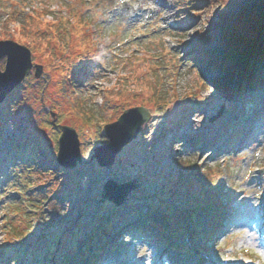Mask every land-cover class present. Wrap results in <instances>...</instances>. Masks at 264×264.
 Here are the masks:
<instances>
[{
  "label": "rangeland",
  "instance_id": "obj_1",
  "mask_svg": "<svg viewBox=\"0 0 264 264\" xmlns=\"http://www.w3.org/2000/svg\"><path fill=\"white\" fill-rule=\"evenodd\" d=\"M70 1L0 0V36L14 34L29 13L39 14L50 39L56 28L48 20L69 21L62 28L67 50L53 45L58 64L20 41L43 70L39 77L34 68L27 73L6 116L0 106V158L8 148L13 151L10 161L0 162V264H89V255L102 251L100 264H160L157 247L170 248L189 264H264V242L252 227L264 203V107H259L264 90L255 91L259 97L243 116L241 100L254 83L246 91L230 88L253 59L249 37L256 33V12L263 13L258 4L264 0H234L231 7L221 0H84L90 36L75 25L80 12ZM9 15L15 17L5 29ZM210 31L216 39L206 55L197 37ZM156 91L169 98L160 108ZM219 92L224 95L216 99ZM135 105H146L153 114L143 124L146 132L125 146L122 163L109 175L91 154L109 140L104 124ZM217 112L221 115L210 121ZM53 119L73 125L80 136L82 160L71 169L61 171L55 162L61 128ZM180 157L205 173L203 189L220 179L236 196L235 212L222 208V232L215 242L205 240L215 216L214 208L199 207L203 189L175 181ZM108 176L141 182L127 199L136 210H122L124 217L113 221L109 234L100 226L114 213L101 195ZM14 203L21 204L17 211ZM10 220L22 234L40 238L8 240ZM150 221L164 228L161 240L147 232L142 238L139 228ZM124 232V240L118 238Z\"/></svg>",
  "mask_w": 264,
  "mask_h": 264
},
{
  "label": "trees",
  "instance_id": "obj_2",
  "mask_svg": "<svg viewBox=\"0 0 264 264\" xmlns=\"http://www.w3.org/2000/svg\"><path fill=\"white\" fill-rule=\"evenodd\" d=\"M233 1L234 0H221V2L224 5H230V7L233 4ZM84 2H85L84 0H81L80 3H82V4L79 5V7H78L77 5L79 4V1L71 0V3L73 4L72 7L75 6V8L77 10H79V12H80V14H78L77 23L75 25L77 26V28L79 26V29H83V32L90 36V34H91L89 32L90 26L85 25V21H87V17L85 15L87 5H85L86 3H84ZM18 3H20V2L15 1V5ZM201 3H203V2H201ZM20 5H21V3H20ZM20 5H17V6H20ZM258 8L263 9V13L256 12L257 13L256 16H258V18H259V21H257V23H256V26H257L256 29L257 30H256V33H253L249 37V41L251 42V46H250V49L248 51H251L253 49V57H252L253 59L251 60V62L256 61L258 58L264 56V32L262 34V31H261L262 25L264 24V1H262L261 3L258 4ZM37 10H38V12H40L39 8L34 9V11H37ZM34 11H32V12H34ZM12 16L15 17V15H12ZM12 16L9 15L8 19L5 20V24H4L5 29L6 28L9 29V25H10L9 21L12 18H14ZM28 16H30V17H28V20L23 25L19 24V25L15 26V30H14L15 33L14 34L12 33V35H8V31H7L6 34L0 36V38L12 37V38L17 39L19 41H23V42H26V43L32 45L34 50L42 49L43 52H45V54L47 56H49V58L51 59V62L57 61L55 63V64H57L59 62L58 60H60V56H57L54 54L53 45H54V43H56L61 49L67 50L66 45L63 44V38H62V28L64 29L65 24L69 23L67 17L65 20L64 19L58 20L59 16H56L57 19L55 18L54 20H48L47 21V24H50V25H52V27L56 28V33L54 34V38L50 39V37H48L47 32L45 30H43L42 26L44 24V21L39 16V14L38 13H34V14L29 13ZM15 20L16 19H13L12 21H15ZM214 38L216 39V36L214 35V33H212V31L205 32L204 34L199 35L197 37V47H198L199 51H201L207 55L206 49H208V46L213 42ZM227 41L229 42V44L232 45L235 40H234V38H231L230 36H228ZM189 56L192 57V56H194V54L189 55ZM197 63H200V62H197ZM199 84H200V86L204 87V84L202 82L199 81ZM262 84H263L262 80L257 81L255 83V87H259ZM15 92H16V90L14 92H12L8 96V98L5 100V102L1 105L2 110H4V113H3L4 116H6V114H8L10 112L11 100L13 99ZM158 92H160V91L155 92V96H157L156 106H157V108H160L169 98L167 97V94H165L163 92H161V93H158ZM153 94H154V92H153ZM243 106L244 107L242 108L241 112L245 111V104ZM158 115L161 116L162 114L158 113ZM146 130L147 129L145 128L143 130V133H145ZM121 155L122 154H120V156L117 158V163L115 164L114 168L118 167L119 164L122 163ZM8 156H10L9 153L7 154V157ZM0 162L2 164L1 159H0ZM177 166H178L177 167L178 176L176 178L182 179L181 176L186 175L188 177L187 180L194 182V183H201L202 184L203 177H202V173L200 171V167L198 165H195L190 159H186V158L182 159V157H180V159H178ZM231 176H232V172H231ZM221 183H222L221 180L218 179L214 182L213 186L204 188V190H203L204 197H202V199L200 200L201 207L202 206L203 207L210 206L212 208H219V207L221 208L222 206H225V208H227V210H228V213H233L237 210V204H235V197L236 196L234 193L229 191V189H227V187H225L224 184H221ZM129 206H130V208H132L133 205L130 204ZM18 207H19V205L17 207L15 206V209H13V210L17 211ZM12 208H13V205H12L11 209ZM134 208H135V206H134ZM116 210H119V208H116ZM219 214H220V212H219ZM5 216H6L5 218H8L9 215L6 213ZM114 216H117L118 219H121L122 214H119L117 211ZM43 220H45V218ZM10 222L11 223L8 225L10 231L9 232L6 231L7 238L12 235L13 237H15L20 242H26V241L34 238V237L38 238L40 235L38 233L37 234L33 233L31 235L22 234L20 231L16 230L18 225L13 223V220H10ZM111 222L112 221L106 222V225H105L106 227H104V228L105 229H108V228L112 229L113 224ZM27 223H28L27 227L30 230H32V231L36 230L34 227V224L32 222L29 221ZM152 225H155L156 227H158V229L161 231V233L164 232V229L160 224H152ZM209 234H208V236H209ZM154 235H156V234H154ZM91 238H92L91 235H88L87 240H90ZM8 240H9V238H8ZM97 259H98V257L93 256L91 259V264H95V260H97Z\"/></svg>",
  "mask_w": 264,
  "mask_h": 264
},
{
  "label": "water",
  "instance_id": "obj_3",
  "mask_svg": "<svg viewBox=\"0 0 264 264\" xmlns=\"http://www.w3.org/2000/svg\"><path fill=\"white\" fill-rule=\"evenodd\" d=\"M0 53L7 55L6 63L11 60V71L0 80V102L7 94L13 90L24 78L27 72L34 66L35 75L40 76L43 70L41 63H33L32 50L26 44L14 39L0 40ZM221 114L214 115V120ZM151 116L150 109L145 105H135L126 108L117 120L105 124V134L110 141L97 145L94 148L93 157L101 165H111L115 161L117 153L131 140H133L141 130V126ZM62 134L59 137L58 161L65 167H74L81 159L80 140L76 129L70 125H60ZM139 183L136 179H131L122 183L110 178L104 185L102 195L108 197L116 204L123 203L128 193L137 187Z\"/></svg>",
  "mask_w": 264,
  "mask_h": 264
},
{
  "label": "bare ground",
  "instance_id": "obj_4",
  "mask_svg": "<svg viewBox=\"0 0 264 264\" xmlns=\"http://www.w3.org/2000/svg\"><path fill=\"white\" fill-rule=\"evenodd\" d=\"M167 7V4L163 5V8ZM81 34V32H80ZM247 71L241 72V70L238 73V77L240 80L236 82V84L231 85L230 88L238 89V91L244 89L250 90L251 84L254 81V78L257 77V74L264 73V56L258 58L256 61L251 62L249 66L246 67ZM175 264H186V260H176Z\"/></svg>",
  "mask_w": 264,
  "mask_h": 264
},
{
  "label": "snow or ice",
  "instance_id": "obj_5",
  "mask_svg": "<svg viewBox=\"0 0 264 264\" xmlns=\"http://www.w3.org/2000/svg\"><path fill=\"white\" fill-rule=\"evenodd\" d=\"M11 60L9 59L7 63H4V54L0 53V80H2L5 75L11 71Z\"/></svg>",
  "mask_w": 264,
  "mask_h": 264
}]
</instances>
